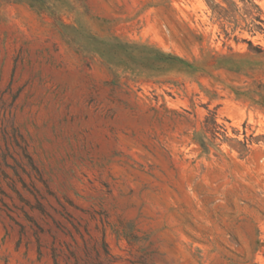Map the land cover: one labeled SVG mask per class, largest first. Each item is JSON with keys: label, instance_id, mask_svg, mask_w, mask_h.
I'll use <instances>...</instances> for the list:
<instances>
[{"label": "rangeland", "instance_id": "rangeland-1", "mask_svg": "<svg viewBox=\"0 0 264 264\" xmlns=\"http://www.w3.org/2000/svg\"><path fill=\"white\" fill-rule=\"evenodd\" d=\"M0 264H264V0H0Z\"/></svg>", "mask_w": 264, "mask_h": 264}, {"label": "trees", "instance_id": "trees-1", "mask_svg": "<svg viewBox=\"0 0 264 264\" xmlns=\"http://www.w3.org/2000/svg\"><path fill=\"white\" fill-rule=\"evenodd\" d=\"M169 59H172V57H168ZM207 119H208V117H206V121H207ZM212 119V123L216 126V123H215V121H214V118L212 117L211 118ZM202 146H203V144H202Z\"/></svg>", "mask_w": 264, "mask_h": 264}]
</instances>
